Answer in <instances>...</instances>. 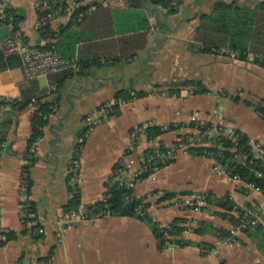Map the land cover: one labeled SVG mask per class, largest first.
<instances>
[{"label": "crops", "instance_id": "1", "mask_svg": "<svg viewBox=\"0 0 264 264\" xmlns=\"http://www.w3.org/2000/svg\"><path fill=\"white\" fill-rule=\"evenodd\" d=\"M36 1L0 4L17 10L19 27L30 42L45 45L49 40L34 27ZM97 1L85 17L68 26L78 38L77 67L59 78L53 93L48 92L50 76L37 78L55 105L32 147L36 106L12 113L0 163V222L7 234L15 235H0L5 241L0 243V264H264V192L217 173L212 157L192 151L163 165L156 180L146 177L132 188L162 225L185 218L182 236L189 243L168 240L162 245L150 222L135 215L64 222L72 186L81 192L76 210L88 209L104 198L120 162H131L136 169L147 150L195 133V115L233 125L264 144V59L232 57L197 46L203 17L213 13L216 3H231L242 11L264 0H179L176 10L159 0H139L138 6ZM71 20L63 15L52 28L60 33ZM8 35L9 28L0 25V49ZM25 79L22 60L20 66L1 71L0 97H19ZM121 90L145 94L123 100L111 113ZM88 116L100 122L90 127ZM149 126H161L164 132L150 137ZM134 130L141 140L130 152ZM76 157L79 174L71 170ZM202 192H208V201L196 210L195 197ZM168 193L174 195L167 198ZM227 195L235 204L233 214L238 208H262L261 227L240 232L235 242L220 231L234 224L220 214L226 210L219 202ZM191 220L204 222L203 231L190 227Z\"/></svg>", "mask_w": 264, "mask_h": 264}, {"label": "trees", "instance_id": "2", "mask_svg": "<svg viewBox=\"0 0 264 264\" xmlns=\"http://www.w3.org/2000/svg\"><path fill=\"white\" fill-rule=\"evenodd\" d=\"M131 1L134 5H141L139 0ZM159 1L164 6H169L172 10H176L171 4V0ZM97 3V0H84V3L79 5L71 16L72 20L67 25L66 29L60 31L61 34L55 31L52 25L47 26L46 29L40 32L42 38L49 40L44 46L55 47L64 57H75L78 38L68 26L77 22L78 17H85L88 8ZM236 10L237 9L234 8L231 3L218 2L215 5L213 13L203 17V23L197 34V39L201 42L200 49L205 51H219V49L223 47L222 45H227L230 49L238 51V57L240 58H246L247 54L250 52L264 54V2L260 3L255 9L246 8L242 11ZM6 13L7 18L4 23L13 21L16 26L19 27L21 17L18 15L17 10L11 6H7ZM20 65L21 59L18 55H6L3 50L0 49V72L16 68ZM71 71H73V69H67L49 75L52 84L56 85L54 91L58 89L60 82L59 78L62 77L64 79V76L68 75ZM54 91H51V93ZM144 94L145 92H137L133 95L125 90L119 91L116 95V102L112 106L113 111L111 113L118 110L123 100L127 101L133 99L135 96H143ZM47 96L46 89L41 88L38 79L35 78L31 79L27 84L22 85L21 95L19 97H0V144L6 142L10 133L13 124L12 113L21 111L30 104L35 105L36 109L32 115L33 132L29 141V146L32 147V145L38 141L44 133V127L48 123L49 114L54 111L55 102L47 100ZM146 132L150 137H157L164 132V129L161 126H149ZM249 140L250 137L244 132H242L241 137L237 141H234L228 136L221 135L220 141L223 147L222 150L217 146H195L191 148V151L198 155L214 152L221 162L229 163L231 174H239L246 182H255L264 192V173L262 176L257 175L258 170L264 169V162L261 159H255L253 163L249 162L247 165L238 162L237 154L250 150V146L248 145ZM149 150H147L146 153ZM220 151L221 156H218ZM71 191L73 196L67 208L69 210L78 209L82 202L81 192L77 186H72ZM173 195L174 194L168 193L165 197L168 198ZM209 200H211V198H209ZM219 204L226 210L225 213H220L222 216L230 219L234 224L241 221L245 209L238 208V214L231 213V210L235 208V204L228 195L220 200ZM148 205L149 204L144 201V198L135 197L133 195V189L112 182L108 184V189L104 198L89 205L87 210L92 213L103 210L105 212L109 211L114 215L138 216L150 222L162 245H165L168 240L181 245L189 243V241L182 236L186 230V226L182 224L186 221L185 218H177L166 225H162L154 220L147 211ZM203 225H205L204 222H200L194 227V230L196 232H202ZM259 226L261 227V225L258 224V227ZM251 228L252 226H249L246 230H250ZM220 231L224 236L228 234L227 230L222 229ZM5 234L7 233L5 232ZM14 235L15 234L11 232L8 233L7 239H11ZM4 242V240H0V243Z\"/></svg>", "mask_w": 264, "mask_h": 264}, {"label": "built area", "instance_id": "3", "mask_svg": "<svg viewBox=\"0 0 264 264\" xmlns=\"http://www.w3.org/2000/svg\"><path fill=\"white\" fill-rule=\"evenodd\" d=\"M87 1V0H86ZM103 3H119L130 5L131 0H100ZM179 0H171L172 6L177 7ZM84 0H37L35 5L38 10V18L34 24L35 29L38 32L46 29L47 26L52 25L59 17L63 15L72 16L76 8L83 4ZM8 4H0V25H4L9 28V35L1 41V49L7 55H18L26 69V79L23 82L27 84L31 79L38 78L40 76H49L50 74L64 71L67 69H73L78 65V58L64 57L58 49L55 47H45L42 44H36L30 42L26 33L17 27L13 21L4 23L7 18L6 7ZM200 47L201 44L197 43ZM222 53H228L232 57H238L239 52L227 47L219 49ZM252 57H261L264 59V55H255L248 53ZM56 85L52 84L48 92L54 91ZM88 124L90 127L96 126L100 122V118L88 116ZM192 121L195 123L196 132L179 138L175 143L164 147H158L150 149L147 153H143L139 159V166L134 169L131 162H120L112 173V181L118 183L120 186H126L127 188H135L139 181L143 178L149 177L153 180L157 179V174L163 165L169 163L178 157L180 153H190L191 148L195 146H217L220 150L223 149L220 141V136L225 135L237 141L241 135V130L237 129L233 125L225 124L222 121H210L193 116ZM133 142L129 147V151L132 152L136 149V146L140 143L141 134L134 130L132 132ZM6 142L0 144V163L2 157V151ZM248 145L250 150L248 152L238 153V162L240 164L247 165L249 162L253 163L255 159H261L264 162V144L257 142L250 138ZM203 156H210L214 159V170L217 173H225L232 176L235 179L243 180L239 174H231L229 163H223L215 155L214 152H210ZM221 156V151L218 153ZM71 170L74 174H79L80 161L79 158H74L72 161ZM263 170H258L257 175L262 176ZM246 182V181H245ZM247 185L259 192H263L262 188L255 182H246ZM1 193V184H0ZM208 192H202L197 194L194 201L196 210H200L201 206L205 205L208 201ZM189 201V200H188ZM262 208L260 206L247 207L243 213L242 219L239 223L233 224L226 238L229 242L237 241V236L240 232L245 231L249 226H256L261 222ZM111 214L109 211H99L92 213L89 210H69L64 213L63 220L66 224L73 225L77 219H97L101 216ZM2 217V202L0 196V221ZM190 227L198 225L196 220L189 221ZM6 229L0 222V235H5Z\"/></svg>", "mask_w": 264, "mask_h": 264}]
</instances>
